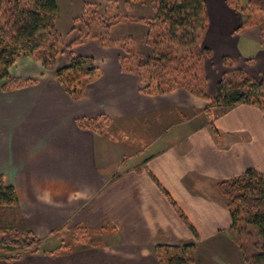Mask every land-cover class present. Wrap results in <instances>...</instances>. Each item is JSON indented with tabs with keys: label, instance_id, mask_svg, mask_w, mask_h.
<instances>
[{
	"label": "crops",
	"instance_id": "1",
	"mask_svg": "<svg viewBox=\"0 0 264 264\" xmlns=\"http://www.w3.org/2000/svg\"><path fill=\"white\" fill-rule=\"evenodd\" d=\"M206 4L210 23L202 45L211 52L204 69L212 98L222 75L234 69L261 77L264 33L258 26L243 28V15L226 0ZM86 44L70 51L64 47L57 60L62 68L71 53L95 58L101 76L77 100L66 93L55 71L31 56L10 67L13 76L37 82L0 90V176L15 187L25 224L41 236L79 211L75 223L106 224L120 238L115 245L57 256L25 254L0 264H161L155 247L181 242H196L195 264L217 262V251L224 247L216 241L225 240L229 249L232 226L217 182L247 169L264 175V111L238 104L214 118L215 133L203 112L205 99L181 87L146 95L140 91L146 84L121 70L118 47ZM225 57L233 66L224 64ZM103 115L143 125L153 138L120 162L119 148L77 125L79 119ZM228 256L221 264L230 263Z\"/></svg>",
	"mask_w": 264,
	"mask_h": 264
},
{
	"label": "trees",
	"instance_id": "2",
	"mask_svg": "<svg viewBox=\"0 0 264 264\" xmlns=\"http://www.w3.org/2000/svg\"><path fill=\"white\" fill-rule=\"evenodd\" d=\"M127 1L143 5L150 3L154 13L148 17H133L113 14L106 9L104 14L93 3L85 2L82 13L74 18L71 30L63 35L57 28L60 11L58 0H0V90L26 87L37 82V79H23L10 73V67L22 56L28 55L41 61L46 70L55 71L66 93L77 100L84 94L86 86L101 76V71L94 57L73 53L69 64L58 68L57 60L63 48L70 51L95 38H99L107 47L110 44L102 33L103 28L130 20L146 25L147 31L143 37L146 51L133 47V35L123 36L113 44L122 50L119 56L121 70L137 75L146 84L140 89L142 93L164 94L181 87L202 97L208 102L203 112L215 133L217 128L212 113L216 107L232 108L238 104H249L264 111V73L260 78H254L243 70L234 69L222 75L215 97L207 95L204 59L211 52L201 45V32L206 30L209 22L206 0ZM226 2L242 15L246 10L241 0ZM249 3L264 17V0H249ZM250 19L251 15L248 14V21L244 24L252 26L254 23ZM256 24L264 33L261 27L264 21H255ZM223 61L233 66L228 57ZM112 120L105 115L86 117L79 119L77 125L103 136L104 132L112 134L113 128L109 125ZM217 189L230 210L231 229L240 235L256 237V240L241 244L243 264H264V175L247 169L240 175L217 182ZM17 204L15 187L6 184L0 176V208ZM178 212L198 238L197 230L186 215L180 209ZM43 239L29 228L13 225L1 228L0 260L11 262L25 254L57 256L72 253L81 247L102 245L98 231L83 224L73 228L51 250L43 249ZM196 253V242L159 244L154 249V255L161 264H195Z\"/></svg>",
	"mask_w": 264,
	"mask_h": 264
},
{
	"label": "rangeland",
	"instance_id": "3",
	"mask_svg": "<svg viewBox=\"0 0 264 264\" xmlns=\"http://www.w3.org/2000/svg\"><path fill=\"white\" fill-rule=\"evenodd\" d=\"M85 2L93 3L104 14H105L106 9H109L111 13L113 14H121L124 16H133V17H142V16L148 17V16L153 15L154 13L150 3H146L145 5H143L139 3H131V2H128L127 0H58L60 11L58 14V19H57V28L61 34L67 35L69 33V31L71 30L74 24V18L82 13V9H83ZM241 4L243 7H246V10L243 13L244 22L248 21L247 20L248 14L251 15V19L249 21H251V23H254L252 26H258L257 24L255 25V21L256 22L264 21V17L261 15L259 10L254 9V6L249 3V0H241ZM209 23H210V19L208 22V27H209ZM208 27L206 28L205 31H203V33L201 32L202 34L201 35V45L203 43L204 36L208 30ZM248 27H251V26H247L246 24H243V28H248ZM261 27L264 29V24H262ZM146 31H147L146 25H143L138 22L126 20V21L116 23L111 28H103L102 33L106 37L105 38L106 42L110 44L109 46H113V47H117V45H114L113 43H115V41L118 40L119 38L126 36V35H133L135 37V42L133 43V47H135L136 49H140L142 51H146L147 47L145 45L144 38H143ZM91 40H93L91 43L86 44L88 41H91ZM91 40L85 41L82 44L90 45L93 48H97L100 45L105 47L99 38H95ZM202 47L204 46L202 45ZM120 51H121L120 53H122L121 49ZM25 56H28V55H25ZM207 57H210V56H206L205 58ZM204 66H205V59H204ZM85 92H86V89H85ZM85 92L81 97L85 95ZM229 109L231 108L230 107L229 108H223V107L214 108L213 113H212L213 123H214V118H216V116L220 115L222 112L225 113ZM109 125L113 128V130H111L112 134L111 133L106 134V132H104L105 134H103V137L104 139H107L111 147L115 148L116 146L117 148H119L120 156H118L119 157L118 160L120 162H124L126 159H129V157L132 154L138 153L137 151L138 150L140 151L144 147V145L147 142L151 141L153 138V134L150 135L143 125L135 126L133 124H128L126 121L123 123L121 121H117L114 119L112 120V122H109ZM143 129H145V131H143ZM132 141H135V143ZM137 142L140 143V145L136 144ZM131 162L132 161H130L129 163L125 162L124 166L121 167V172L124 171L126 169V166L131 164ZM78 213L73 214L71 218H68L57 229L50 232V234L48 235L46 234V236H42L44 238L43 246H42L44 250H51L55 248L56 246H58L62 238L78 225L77 223H75ZM8 225H13L17 228H29L25 224V220L21 214L20 207H19V200L16 206H3L0 208V229ZM89 228H91L92 230L98 231L99 240L102 241L101 246L115 245L117 243L116 241L119 240L118 237L120 238L119 234H117L116 229L114 230L113 227L106 225V224L98 228H92V227H89ZM60 229H63V230L59 231ZM100 230H103V231L100 232ZM255 238L256 237H253V238L247 237L245 236V234L240 235L239 233L231 229V234L229 236L230 240L227 238L228 243H230V248L226 249L227 245L225 244V240L217 239L216 242L218 244H221L224 248L217 251V253H219L218 254L219 259L217 262H214L213 259H210L209 261L212 263L214 262L213 264H221L222 261L224 260L223 256L229 255L228 257L230 258L231 264H237L240 261L243 263L242 255L241 257H239V255L242 254L241 244L242 242H248V240L249 241L253 239L256 240ZM231 248L234 250H231ZM204 253H207V252L206 251L202 252V254ZM235 253H238V255L233 256ZM225 261H228L227 258H225Z\"/></svg>",
	"mask_w": 264,
	"mask_h": 264
}]
</instances>
